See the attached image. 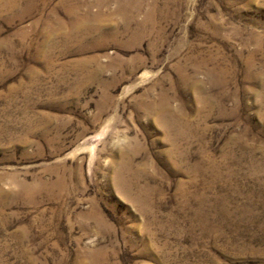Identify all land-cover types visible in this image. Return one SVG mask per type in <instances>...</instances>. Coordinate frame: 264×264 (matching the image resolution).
I'll list each match as a JSON object with an SVG mask.
<instances>
[{"label": "rangeland", "instance_id": "374dc122", "mask_svg": "<svg viewBox=\"0 0 264 264\" xmlns=\"http://www.w3.org/2000/svg\"><path fill=\"white\" fill-rule=\"evenodd\" d=\"M12 1L0 264H264V0Z\"/></svg>", "mask_w": 264, "mask_h": 264}, {"label": "bare ground", "instance_id": "6f19581e", "mask_svg": "<svg viewBox=\"0 0 264 264\" xmlns=\"http://www.w3.org/2000/svg\"><path fill=\"white\" fill-rule=\"evenodd\" d=\"M14 1V0H13ZM12 1V2H13ZM18 1V0H17ZM38 1V0H37ZM72 1V5H71V7L70 8H68V6H66L68 9H67V13H68V15H69V21L67 22V27L69 28V31H67V32H65V34H63V35H60V36H62L63 38H65V40L66 39H71V38H73V37H76V36H78V35H80V33H76V25L77 24H79L80 25V23H83L85 20L86 21H88L87 19L89 18V16L87 17L86 15H84V16H82V15H77L78 13H79V10H80V5L81 4H78V0H71ZM6 2V1H5ZM30 2V1H29ZM33 3V2H32ZM65 3H66V1H65ZM9 3H6V5H8ZM12 4V3H11ZM10 4V5H11ZM13 4H15V2H13ZM67 4V3H66ZM10 5H8V6H10ZM32 6V5H31ZM91 16H93V15H91ZM91 19H95V17L93 16V17H91ZM56 20V19H55ZM85 21V22H86ZM59 21H57V23H58ZM89 22V21H88ZM87 23V22H86ZM84 24V23H83ZM82 31V30H81ZM58 33H59V31H58ZM56 34V33H55ZM53 35V34H52ZM52 37V36H51ZM60 38V37H59ZM62 38V39H63ZM49 42V41H48ZM65 43V42H64ZM45 46V45H44ZM198 64V63H197ZM211 74H218V79L217 80H219V82H221V83H225V73H226V68H223V67H213V70H211V72H210ZM149 76V74H148V72L147 71H144L143 73H141L140 74V77H142V78H146V77H148ZM213 76V75H212ZM133 86L132 85H129V86H127L126 87V92H129L130 91V89L132 88ZM215 97V96H214ZM208 100H210V99H208ZM214 100V99H213ZM211 101V100H210ZM209 102V101H208ZM216 102V101H215ZM107 129V125H105L103 128H102V131L101 132H99V133H97V134H95L94 135V138H98L99 137V139L101 138V136L104 134V131ZM182 129V128H181ZM98 140V139H97ZM95 151V148H93L92 150H91V152H94ZM94 154V153H93ZM122 168L124 169H127V166H122ZM124 169V170H125ZM98 222V221H97Z\"/></svg>", "mask_w": 264, "mask_h": 264}]
</instances>
